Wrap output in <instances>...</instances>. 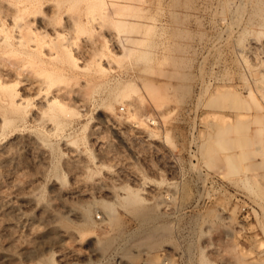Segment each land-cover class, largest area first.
<instances>
[{
  "label": "rangeland",
  "instance_id": "rangeland-1",
  "mask_svg": "<svg viewBox=\"0 0 264 264\" xmlns=\"http://www.w3.org/2000/svg\"><path fill=\"white\" fill-rule=\"evenodd\" d=\"M17 6L0 0V13ZM42 9L77 64L48 43L37 59L0 44V73L18 66L26 99L16 119L0 93V264H162L165 248L197 264H264V225L240 208L264 201V0ZM53 66L62 72L40 73ZM53 98L71 113L47 112Z\"/></svg>",
  "mask_w": 264,
  "mask_h": 264
},
{
  "label": "bare ground",
  "instance_id": "bare-ground-1",
  "mask_svg": "<svg viewBox=\"0 0 264 264\" xmlns=\"http://www.w3.org/2000/svg\"><path fill=\"white\" fill-rule=\"evenodd\" d=\"M20 4H21L20 6L21 8L17 6L18 8L17 7H15L14 9L11 8L8 12H4L3 14L0 13V44H4L7 47V51L4 53H14L18 55H23L28 58L37 59L36 52H39V50L41 49L40 47L44 43H48L52 46L50 52L52 51V49L55 50L54 51L55 53L53 54L54 55L53 59L55 58V60L59 63H62L63 59H67L68 63H71L72 65H76L77 59L74 57L72 51L64 45L65 41L69 38V32L64 31V30L58 31L54 29V33L51 34L48 30L49 27L53 26V20L51 19L50 16H48L46 11L42 9L44 6V0H20ZM9 20H10V23H8ZM37 22L39 24H42L43 26L41 27L37 25ZM80 24L81 22L79 19H74L73 25L75 27L79 26ZM262 26L264 27V25ZM12 31H15L16 34H13ZM27 42H30V44L33 42L34 45L35 44L37 45V47L38 45L39 46L41 45V46L38 48L36 47L34 49H28L26 48ZM57 42H59L60 44H58ZM106 49L110 51V48H109V45H107V42H106ZM40 53H41V50H40ZM43 55H46V54L44 53ZM39 60L41 64L43 65L46 63V60L42 58ZM61 70H63L61 67L53 66L51 69L42 68L40 70V73L45 75L48 78V77H52L53 75H59L58 72H60ZM13 72H14V75L6 73V71H5V74L4 72L0 73V93L3 94V99H2L1 104L3 107L8 109L11 113H13L16 119H19L22 117V114L25 111L24 104L26 102V99L16 89L21 84L22 79L20 78L21 72H20L19 67L14 64H13ZM11 76H13V78H11ZM119 97L121 100H124L126 95L120 93ZM46 106H47V112L50 111L51 113H54V114L71 113L70 108L68 107L69 103L62 99L53 98L50 102L46 104ZM11 120L12 119L10 118L9 120H7V118L6 119L4 118V120L2 119L4 123H8ZM149 121H153L152 118H149ZM154 123L155 121H153V124ZM227 156H228L229 165L233 167L235 165V160L237 159V157H235L234 159V157L230 153L227 154ZM241 159L239 160L241 161ZM123 199L125 200L126 205L127 204L136 205L135 196L133 198L126 197ZM103 209L106 211L108 215H111L112 213L111 204H105ZM67 210H68L67 212H69L70 214L73 213L76 216V213L74 210L69 209V208ZM89 211L90 209L87 208L85 210V214L80 215V216L86 218ZM150 213L151 212H143L141 215L144 217V219L145 218L149 219L151 218Z\"/></svg>",
  "mask_w": 264,
  "mask_h": 264
},
{
  "label": "built area",
  "instance_id": "built-area-1",
  "mask_svg": "<svg viewBox=\"0 0 264 264\" xmlns=\"http://www.w3.org/2000/svg\"><path fill=\"white\" fill-rule=\"evenodd\" d=\"M121 109V107H120ZM241 210H244L247 217H252L262 222L264 225V201H248V204L242 205ZM248 209V211L245 210ZM96 218L100 216L96 213ZM162 264H197L195 261L187 260L183 258L172 259L171 253L168 249H163L160 251Z\"/></svg>",
  "mask_w": 264,
  "mask_h": 264
}]
</instances>
